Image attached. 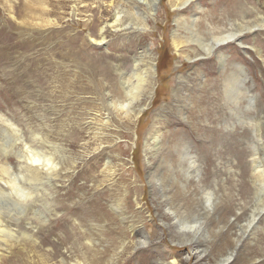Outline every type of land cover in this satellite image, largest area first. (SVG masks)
Segmentation results:
<instances>
[{"label":"rangeland","instance_id":"rangeland-1","mask_svg":"<svg viewBox=\"0 0 264 264\" xmlns=\"http://www.w3.org/2000/svg\"><path fill=\"white\" fill-rule=\"evenodd\" d=\"M182 1L157 0L149 18L142 0H0V165L15 174L24 144L55 164L26 177L23 198L0 180L2 224L29 235L0 264H264V176L254 191L250 164L257 152L264 169V27L220 47L252 85L229 101L232 65L221 75L196 41L253 25L264 0ZM174 32L191 37L182 50ZM146 49L135 72L153 60L154 92L132 116L109 102Z\"/></svg>","mask_w":264,"mask_h":264},{"label":"bare ground","instance_id":"bare-ground-1","mask_svg":"<svg viewBox=\"0 0 264 264\" xmlns=\"http://www.w3.org/2000/svg\"><path fill=\"white\" fill-rule=\"evenodd\" d=\"M142 1H143L144 5L146 6L145 8H147V9H145L147 17L152 18L154 15L153 11L156 10L155 4H156L157 0H142ZM191 1H193V0H183L179 4L178 7L182 8L183 6H185L186 4H188ZM119 14H120V11L117 12V14L115 15V19L112 22L111 26H113L114 29H116L117 28L116 26L119 24V16H120ZM133 15L138 16V11L137 10L134 11ZM258 17H259V18H257L258 21H256V19L254 18V24L253 25L245 27V25L243 26V24L237 22V23H235V26H233V29L229 30L228 32L219 34L216 37H214V36L207 37L206 40H203L202 38L200 40H196V38L194 39V41L196 40L198 42V45L200 46L202 51L206 55H209L208 57H210V56L214 57V60L217 62L218 69L222 71V72H220L221 75H222V73H224V75H225V71H226L225 68L227 66L230 67V65H232V67H230L231 70L228 72L227 76H225L226 78H224L225 80L224 79L222 80L225 82L226 85L224 86V90H223L221 96H223V98L225 96L227 98L226 101H229L228 99H230L235 94V92H236V94L238 93L241 85H243L247 91H249V89L251 88L252 85L249 83L250 78L248 77V75L245 71V68L243 66L237 64L236 62H232L231 59L229 58V55H227L225 52H222L220 50V47L223 46L224 44L229 43V42L236 43L237 45H242L240 39H241V36L243 34H245V32L243 31L244 29H248L251 32V30L256 28V27L257 28L264 27V16H258ZM195 20H196L195 18H192L191 23L189 22L188 26L189 25L193 26L194 25L193 23L195 22ZM255 21H256V23L258 22V25H256ZM181 23H182V21H181ZM177 26H179V24ZM147 29H148V27L146 28V26L142 27V30H147ZM186 31H188V30H186ZM195 34H196L195 29H193V30L191 29V32H190L191 37L196 36ZM206 35H209V34H206ZM200 36H202V35L200 34ZM191 37L187 36L185 34H182L180 36V38H178V33L174 32L172 40H173V44H174L175 48L177 50H182L183 43L185 44V42L186 43L189 42ZM104 42H105V36L103 35L102 31H100L99 40H95V43L98 45H102ZM149 53H150V51L146 49V50L142 51L138 55V57L134 56L132 59V61L134 63L133 64L134 75L132 74L131 76H134L135 82L127 83V81H129V79L125 78L124 71H120L119 80L122 84L121 88H123V90H124L123 91L124 101H121L118 104H114L113 102L110 101L109 106H114V108H116L118 110H124L125 113H127V114L129 113L132 116L138 115L140 112H142L146 108V105H148V103L150 102V100L153 96V92H154L153 88H151V86H152V83H150L151 80L149 81L148 79L151 78L152 73H154L156 71V69H155L156 66H155L154 62H152L153 60H148V68L146 70H144L145 71L144 73H141V72L136 73L137 72L136 66L138 65V62L140 60H142L144 57H149L150 56V55H148ZM216 62H215V64H216ZM135 70H136V72H135ZM215 82H217V80ZM230 86H232V87L234 86V87L230 88ZM248 95L246 97V100L248 101L247 107H251L254 104L255 96L254 95L248 96ZM234 101H235V99H234ZM260 118L262 119V117H260ZM261 136H262V134H261ZM151 139H152L151 141H157L158 137H156L154 135ZM144 146L150 147V142L148 140H146L144 143ZM53 148L56 149L55 147H53ZM4 150L5 149H3V151ZM20 151L23 152V154H21ZM6 152L7 151H4V154H6ZM256 154H257V152H253L250 154L251 155L250 164L252 166V172H253V174L251 175L253 189H254V191L258 192L259 188H262V186H263L262 184L264 183V181L261 180V182H263V183H258L257 177H263L264 176V169L262 168L263 164L261 162L262 160L260 159V156L256 155ZM25 155H26V158H24ZM184 157H187V154H185V153L180 154V160L184 159ZM16 158H17V167H18V170H16V173L13 174L10 172L8 167H6L4 165H0V180L4 181L7 189L8 188L11 189V191H12L11 194L18 195V196H20V198H23L27 194V191H26L27 187H25V184H24V180L26 179V177L30 176V178H33L35 180L39 179L42 177L44 170L45 171L51 170L52 168L55 167V164H53L54 160H53L51 153L46 154L43 152H37V151H33V150L31 151V149H29L28 146H25V144L22 145L21 148L19 149V152L16 153ZM108 164H109V162L107 161L105 163V166L110 165V164L109 165ZM180 165L181 164H179V166ZM180 168H181V166H180ZM187 168H193V169L195 168L194 159H190L188 161V167ZM187 168H186V170L189 173ZM195 170L197 171L198 169L195 168ZM197 176L198 175L195 174L194 177H197ZM205 197H206V193L204 195V198ZM203 203L205 204V202H203ZM186 225L187 224H184L181 226L187 227L189 229V231L194 233L195 236H193V237L196 238V235L198 233L196 231L198 229L195 230V228H193L194 226L189 225V224L187 226ZM130 228L129 229L132 231L135 230L132 226H130ZM23 238L28 239L29 235L21 233L20 235L17 236L9 227H6L5 224L4 225L2 224L1 218H0V248H1L0 251L3 249L6 253L10 252L9 250H10V247L12 245V240L15 243V242H17ZM96 252L97 251H94V255L96 254ZM231 257H232V253H230L225 258L221 259V261L222 262H228ZM150 264H152V263H150Z\"/></svg>","mask_w":264,"mask_h":264}]
</instances>
